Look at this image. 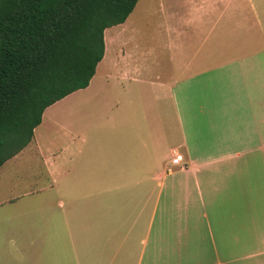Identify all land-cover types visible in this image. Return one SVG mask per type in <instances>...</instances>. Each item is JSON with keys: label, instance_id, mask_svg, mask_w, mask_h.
Here are the masks:
<instances>
[{"label": "crops", "instance_id": "1", "mask_svg": "<svg viewBox=\"0 0 264 264\" xmlns=\"http://www.w3.org/2000/svg\"><path fill=\"white\" fill-rule=\"evenodd\" d=\"M203 1L162 2L152 43L131 12L103 30L72 107L0 165V264H264V26Z\"/></svg>", "mask_w": 264, "mask_h": 264}, {"label": "trees", "instance_id": "2", "mask_svg": "<svg viewBox=\"0 0 264 264\" xmlns=\"http://www.w3.org/2000/svg\"><path fill=\"white\" fill-rule=\"evenodd\" d=\"M137 0H0V165L32 137L45 107L85 87L103 30Z\"/></svg>", "mask_w": 264, "mask_h": 264}, {"label": "rangeland", "instance_id": "3", "mask_svg": "<svg viewBox=\"0 0 264 264\" xmlns=\"http://www.w3.org/2000/svg\"><path fill=\"white\" fill-rule=\"evenodd\" d=\"M190 1L200 2V3L204 2L203 0H137L129 15V20H131L130 23L135 29H137L138 36L141 41H143L144 43L145 42L152 43L151 37L155 35L156 38L158 35L159 27H162L166 23V21L162 20V17L160 16L159 12H157L159 8L162 7L164 8V6L161 3L163 2L165 6L167 4V6L171 11H176V10L183 11L184 9L187 8L188 3ZM253 1L255 3L256 12H257L256 23L257 25L264 26V0H253ZM253 1H251V4ZM219 6L220 4L218 3V7ZM168 7H166V9ZM230 7H233V5L225 1L224 8L229 9ZM48 107H72L71 96L62 101L61 100L56 101ZM32 162L35 163V160H32ZM29 169L32 172V168ZM19 178L21 179V184L27 185V188H31L34 186H38L39 184L45 183L42 178H39L37 181H35L34 178L32 176H29L28 173H27V177H24L22 175L20 176L16 175L14 177L10 176V179L12 180ZM8 184L9 182L7 180V176L0 175L1 187L3 186L6 187Z\"/></svg>", "mask_w": 264, "mask_h": 264}, {"label": "built area", "instance_id": "4", "mask_svg": "<svg viewBox=\"0 0 264 264\" xmlns=\"http://www.w3.org/2000/svg\"><path fill=\"white\" fill-rule=\"evenodd\" d=\"M169 161H170L171 164H178L179 163L180 155L178 154V152L175 149H171L170 150Z\"/></svg>", "mask_w": 264, "mask_h": 264}]
</instances>
